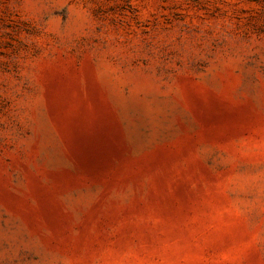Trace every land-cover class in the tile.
I'll use <instances>...</instances> for the list:
<instances>
[{
	"label": "rangeland",
	"instance_id": "374dc122",
	"mask_svg": "<svg viewBox=\"0 0 264 264\" xmlns=\"http://www.w3.org/2000/svg\"><path fill=\"white\" fill-rule=\"evenodd\" d=\"M0 264H264V0H0Z\"/></svg>",
	"mask_w": 264,
	"mask_h": 264
}]
</instances>
